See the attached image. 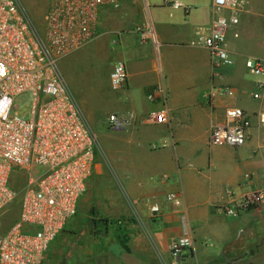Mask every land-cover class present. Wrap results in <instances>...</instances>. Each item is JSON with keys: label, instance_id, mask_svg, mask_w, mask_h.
<instances>
[{"label": "crops", "instance_id": "0c3cea01", "mask_svg": "<svg viewBox=\"0 0 264 264\" xmlns=\"http://www.w3.org/2000/svg\"><path fill=\"white\" fill-rule=\"evenodd\" d=\"M243 2L227 33L233 63L216 68L205 49L190 46L216 16L212 0H130L101 9L99 35L83 49L105 56L110 71L122 62L127 80L114 91L106 74L110 114L123 128L96 149L77 204L80 215L104 227L95 245L106 248L90 264H264V200L234 216L220 211L264 193V86L259 99L250 97L264 75L244 67L248 58L264 60V0ZM137 25L149 26L155 42L142 40ZM231 108L249 116L247 141L210 145L212 126ZM160 110L165 123L144 124L145 114ZM171 193L174 202L166 200ZM153 204L157 213L148 208ZM117 219L120 228L111 225ZM185 231L192 246L174 259L169 244Z\"/></svg>", "mask_w": 264, "mask_h": 264}, {"label": "built area", "instance_id": "2783aa9c", "mask_svg": "<svg viewBox=\"0 0 264 264\" xmlns=\"http://www.w3.org/2000/svg\"><path fill=\"white\" fill-rule=\"evenodd\" d=\"M124 1L130 0H48L43 32L36 36L20 1L0 0V212L18 196L10 183L12 172L25 176L17 218L0 235V264L41 262L76 213L86 181L94 173L97 140L57 62L94 42L101 9L118 8ZM243 6V0H212L214 20L190 42L209 53L213 68L233 63L227 33L238 25ZM135 32L142 40L155 42L149 26L137 25ZM244 67L253 76L264 75V60L248 58ZM126 80L124 64L114 63L110 88L121 90ZM263 86L256 82L250 97L259 99ZM26 96L30 100L28 119L23 117L22 106ZM143 122L163 124L165 113L150 111ZM258 122L264 131V113L258 114ZM107 125L112 132L123 128L115 114L108 116ZM249 128V116L241 108H231L221 123L212 126L209 144L239 148L247 141ZM262 147L264 150V135ZM166 200L174 202L177 195L168 194ZM263 200L264 193L257 191L220 211L234 216ZM148 208L151 213L159 211L156 204ZM191 246L192 239L185 231L170 242V255L177 259Z\"/></svg>", "mask_w": 264, "mask_h": 264}, {"label": "rangeland", "instance_id": "374dc122", "mask_svg": "<svg viewBox=\"0 0 264 264\" xmlns=\"http://www.w3.org/2000/svg\"><path fill=\"white\" fill-rule=\"evenodd\" d=\"M19 1L31 22L34 34L39 36L43 32L48 0ZM57 67L85 121L95 134L97 149H99L103 146L107 134L116 133L110 131L107 125L108 116L112 111L108 99L113 93L105 79L110 71L109 60L103 55H98L96 50L91 52V50L82 49L59 60ZM24 99L26 100L22 104L25 108L23 117L28 119L29 115L26 111L30 108V100L27 96ZM24 178V174L16 170L12 172L10 183L18 192V196L13 203L0 212V235L7 232L17 218ZM97 223L91 215H80L76 210L75 215L66 223L38 264H90L93 260L92 255L106 248L105 245H95L98 238L105 237L103 223ZM122 223L120 219L111 221V225H115L116 228H120Z\"/></svg>", "mask_w": 264, "mask_h": 264}, {"label": "trees", "instance_id": "16d2710c", "mask_svg": "<svg viewBox=\"0 0 264 264\" xmlns=\"http://www.w3.org/2000/svg\"><path fill=\"white\" fill-rule=\"evenodd\" d=\"M105 222V221H104Z\"/></svg>", "mask_w": 264, "mask_h": 264}]
</instances>
